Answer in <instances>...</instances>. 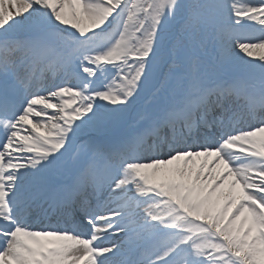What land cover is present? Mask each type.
I'll return each mask as SVG.
<instances>
[{"label": "snow or ice", "instance_id": "obj_1", "mask_svg": "<svg viewBox=\"0 0 264 264\" xmlns=\"http://www.w3.org/2000/svg\"><path fill=\"white\" fill-rule=\"evenodd\" d=\"M0 264H264V0H0Z\"/></svg>", "mask_w": 264, "mask_h": 264}]
</instances>
